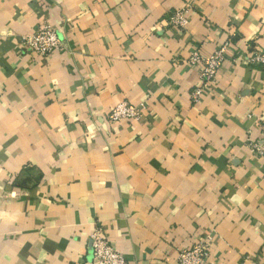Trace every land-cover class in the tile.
I'll list each match as a JSON object with an SVG mask.
<instances>
[{
  "label": "crops",
  "instance_id": "crops-1",
  "mask_svg": "<svg viewBox=\"0 0 264 264\" xmlns=\"http://www.w3.org/2000/svg\"><path fill=\"white\" fill-rule=\"evenodd\" d=\"M42 22L66 48L22 54ZM228 43L205 87L189 58ZM253 49L264 0H0V264H93L99 228L126 264H175L198 238L206 264H264ZM121 102L140 118L109 125Z\"/></svg>",
  "mask_w": 264,
  "mask_h": 264
},
{
  "label": "built area",
  "instance_id": "built-area-1",
  "mask_svg": "<svg viewBox=\"0 0 264 264\" xmlns=\"http://www.w3.org/2000/svg\"><path fill=\"white\" fill-rule=\"evenodd\" d=\"M168 18L170 25L178 29H185L188 26L185 9L175 10ZM228 47L229 43L224 44L208 57L194 53L189 58L188 64L198 69L205 87L213 86L215 83ZM64 48H66L65 40L60 37L56 27L48 22L40 23L32 34L21 36L19 42V51L32 58L47 59ZM246 63L264 74V51L253 49ZM198 96H200L199 90L195 91L191 98L195 101ZM139 118V108L126 102L116 104L106 114L109 125L131 122ZM245 148L252 158L264 160V122L260 125V133L257 137L246 139ZM90 247L93 264H126L124 255L115 248L100 228L91 235ZM207 259L208 240L198 238L192 246L178 253L175 264H206Z\"/></svg>",
  "mask_w": 264,
  "mask_h": 264
}]
</instances>
